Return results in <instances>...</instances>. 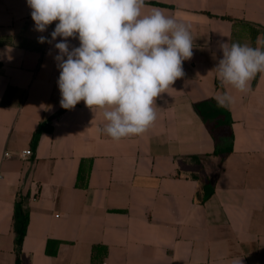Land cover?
Listing matches in <instances>:
<instances>
[{
	"label": "crops",
	"instance_id": "0c3cea01",
	"mask_svg": "<svg viewBox=\"0 0 264 264\" xmlns=\"http://www.w3.org/2000/svg\"><path fill=\"white\" fill-rule=\"evenodd\" d=\"M146 2L145 13L164 9L189 26L193 55L156 98L154 124L116 141L98 132L103 109L61 107L58 21L39 32L27 0H0V264H18L22 191L30 222L20 264H264V74L244 94L222 89L214 71L218 42L264 40V0ZM225 90L231 108L215 99ZM221 109L231 123L216 128Z\"/></svg>",
	"mask_w": 264,
	"mask_h": 264
},
{
	"label": "clouds",
	"instance_id": "9594fccd",
	"mask_svg": "<svg viewBox=\"0 0 264 264\" xmlns=\"http://www.w3.org/2000/svg\"><path fill=\"white\" fill-rule=\"evenodd\" d=\"M35 28L44 32L54 21L52 40L59 54L60 104L74 108L80 101L103 109L107 121L98 132L113 140L144 134L157 120L155 100L184 76L183 61L193 55L189 26L152 8L146 0H27ZM80 46L69 50L67 38ZM47 38H38L40 43ZM249 43L220 41L222 58L216 72L222 89L247 94L257 74H264V40ZM214 58H215V54ZM67 59H64V57ZM219 107L235 103L230 91L215 97ZM234 264H241L237 258Z\"/></svg>",
	"mask_w": 264,
	"mask_h": 264
},
{
	"label": "trees",
	"instance_id": "16d2710c",
	"mask_svg": "<svg viewBox=\"0 0 264 264\" xmlns=\"http://www.w3.org/2000/svg\"><path fill=\"white\" fill-rule=\"evenodd\" d=\"M197 108L199 109V106L197 105ZM220 118L222 116V113L224 114L223 120L219 123L214 124V126L217 128L220 126V128L222 126H229L231 123V118H230V114L229 112L221 109L220 111ZM203 114V112H201ZM203 119L205 121H207L206 117L204 115ZM216 117V116H214ZM208 122V121H207ZM42 132V127H40L38 129V131L35 134L34 137V142L35 144H37L39 142L40 139V133ZM232 151V148L225 150V151H220V150H216V154H222L224 157L228 156V154ZM217 174L213 175V179L211 181H209V184H207V187H204V197L202 202H205L206 200H208L214 193L215 191V187L214 184L216 182V178ZM29 198V194L26 192H21V194L19 195L16 204H15V212H14V231L16 234V247H17V252H18V264H20V253L22 250V245L25 239V236L27 235V231H28V227H29V222H30V215H29V211L26 207V202Z\"/></svg>",
	"mask_w": 264,
	"mask_h": 264
},
{
	"label": "built area",
	"instance_id": "2783aa9c",
	"mask_svg": "<svg viewBox=\"0 0 264 264\" xmlns=\"http://www.w3.org/2000/svg\"><path fill=\"white\" fill-rule=\"evenodd\" d=\"M24 154L26 156H31L32 155V151L31 150H27V151L24 152ZM0 178H1V176H0Z\"/></svg>",
	"mask_w": 264,
	"mask_h": 264
}]
</instances>
